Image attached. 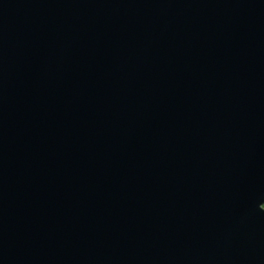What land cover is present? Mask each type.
I'll return each instance as SVG.
<instances>
[{
	"label": "water",
	"instance_id": "1",
	"mask_svg": "<svg viewBox=\"0 0 264 264\" xmlns=\"http://www.w3.org/2000/svg\"><path fill=\"white\" fill-rule=\"evenodd\" d=\"M0 264H264V0H0Z\"/></svg>",
	"mask_w": 264,
	"mask_h": 264
}]
</instances>
